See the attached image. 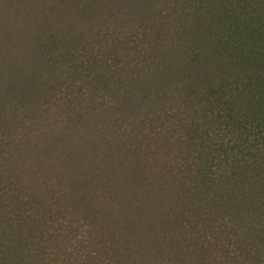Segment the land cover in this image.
<instances>
[{"label": "trees", "instance_id": "1", "mask_svg": "<svg viewBox=\"0 0 264 264\" xmlns=\"http://www.w3.org/2000/svg\"><path fill=\"white\" fill-rule=\"evenodd\" d=\"M0 264H264V0H0Z\"/></svg>", "mask_w": 264, "mask_h": 264}]
</instances>
